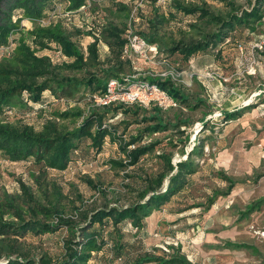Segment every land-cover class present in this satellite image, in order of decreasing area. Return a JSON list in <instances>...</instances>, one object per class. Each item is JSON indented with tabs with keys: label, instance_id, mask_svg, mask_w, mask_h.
Segmentation results:
<instances>
[{
	"label": "rangeland",
	"instance_id": "1",
	"mask_svg": "<svg viewBox=\"0 0 264 264\" xmlns=\"http://www.w3.org/2000/svg\"><path fill=\"white\" fill-rule=\"evenodd\" d=\"M254 3L90 0L84 9L75 11L60 1L45 17L46 25L24 19L16 35L31 45L39 27L60 28L79 43L86 56L89 44L97 40L96 65L77 70L58 68L62 76L84 78L93 73L103 77V70L113 68L120 77L132 79L131 85L143 80L149 83L148 77L171 79L188 99L182 102L150 87L147 95L125 106L131 110H119L113 116L120 104L110 108L97 105L84 86L64 97L46 90L40 102L27 100L24 93L23 102L0 113V122L29 125L36 131L48 122L72 129L92 108L102 113L109 109L104 126H115L122 137L115 141L107 137L99 151L89 140L82 142L64 170L37 163L34 158L13 161L0 151V212L5 218L15 219L12 212L18 209L26 219L45 220L40 205L57 209L48 221L56 222L62 216L75 228L83 226L85 217L97 209L145 202L154 190L165 191L170 176L177 172V163L187 160L200 143L191 154L196 171L188 176L185 187L144 219V229L130 221L120 226L126 243L120 255L111 247L106 232L108 243L94 253L91 262L133 264L138 257L177 254L190 264H264V49L255 46L264 34V17L255 23V29L241 24L189 60L169 51L178 42L209 39L221 27V23L199 16L200 12H184L180 5L203 7L227 19ZM115 26L128 41L137 36L151 48L120 52L116 38L109 36ZM154 38L157 42L147 40ZM37 54L49 56L57 67L69 60L54 43ZM64 111L82 115L60 116ZM226 111L238 114L227 119ZM159 118L167 128L149 132L148 127ZM135 136L140 140L125 150V143ZM150 144L151 150L136 164H126L128 151ZM165 157H170L176 168L158 186L155 179L165 171ZM68 234L65 226L55 232L0 237V263L8 255L42 256L55 263L64 252Z\"/></svg>",
	"mask_w": 264,
	"mask_h": 264
},
{
	"label": "trees",
	"instance_id": "2",
	"mask_svg": "<svg viewBox=\"0 0 264 264\" xmlns=\"http://www.w3.org/2000/svg\"><path fill=\"white\" fill-rule=\"evenodd\" d=\"M60 1L67 2V8L76 11L82 6H87L90 0H0V46L7 44L11 36H14L17 42L12 55L0 57V113L11 107L13 103L23 102L24 93L28 95L27 100L40 102L46 90L64 97L72 96L81 86H84L86 89L88 88L90 97H92L105 91L110 78L118 77L124 80V77H120L119 73L113 68L103 70V77L93 73L84 78L67 77L58 72V68L77 70L88 65H96L98 59L97 40L89 44L88 56L71 35L65 34L60 28L56 27H39L34 31L33 45L27 43L24 39L20 38L19 40L16 34L22 28L24 19L36 21L45 18L52 9H57ZM179 8L188 14L200 12L199 16L221 23V27L211 35V38L188 43L178 42L169 49L171 53L179 52L186 60H189L200 51L207 50L211 44L216 45L218 41H222L227 37L231 30L241 24H246L251 30L255 29V23L261 21L264 17V0H255L250 9H245L241 13H231L227 19L221 15L213 14L203 7L180 5ZM16 14L18 16L14 19ZM109 36L116 38L115 43L119 45L120 52H123L128 39L123 36L121 29L116 26L113 27L109 30ZM147 40L150 43L157 42L155 38ZM51 43H54L57 48H61L69 59L62 63V67L54 65L57 63L53 62L49 56L37 54L39 50L50 48ZM4 61L8 62L5 63ZM147 79L174 99L182 102L187 101V96L181 92L171 79L162 80L161 78L152 77ZM114 104L118 103H112L104 107L110 108ZM125 106L124 104L117 105L114 108L115 113H113V116H116L119 110L124 112L131 110ZM110 111L108 109L102 113L97 111L96 108H92L83 115L82 122L72 129L59 128L55 123L48 122L42 130L36 131L29 125L17 127L0 122V151L4 152L13 161L34 158L37 163L64 170L72 159L73 151L78 149L82 142L89 140L90 145L99 151L107 137L114 141L122 137L121 134H118L115 126H104V118L106 113ZM224 114L227 119H232L238 113L226 111ZM81 115V112L64 111L60 113L62 117ZM167 126L168 124L159 118L157 123L148 127V131L156 132L166 129ZM139 140L140 138L137 136L132 137L125 143V150ZM151 147V144L139 145L128 152L126 151L129 158L126 164H136L143 155L151 150ZM199 147L200 143L196 144L189 153L187 160L177 163V172L170 176L165 191L157 192L154 190V193L145 202H138L129 206L97 209L91 215L85 217L87 222L83 226L75 228L71 221L62 216H59L56 222L48 221L49 218L55 215L57 209L46 206L38 205V210L44 214L45 220L36 217L26 219L18 209H14L12 212L15 219H7L0 212V237L19 238L29 233L55 232L65 226L69 233L68 237L64 239V252L55 263H50L48 259L42 256L37 259L33 256L13 257L8 255L7 260L0 264H93L91 261L94 253L103 250L108 243L106 232L112 242L111 247L120 255L126 245L123 241L120 226L130 221L139 229H144V219L154 209L168 203L175 194L180 192L185 187L188 176L196 171L191 154L193 151H197ZM165 160V171L159 173L155 179L158 186H161L164 178L176 168L170 157H165ZM113 162L120 165L124 164L118 161ZM28 196L32 198L31 195L28 194ZM34 214L36 215V212ZM78 230H80V233H77ZM147 262L190 264L184 257L177 254H172L169 258L165 256L138 257L133 264H145Z\"/></svg>",
	"mask_w": 264,
	"mask_h": 264
},
{
	"label": "built area",
	"instance_id": "3",
	"mask_svg": "<svg viewBox=\"0 0 264 264\" xmlns=\"http://www.w3.org/2000/svg\"><path fill=\"white\" fill-rule=\"evenodd\" d=\"M86 6H82L80 9H84ZM41 25H46L47 21L45 18L38 20ZM17 45L16 39L14 36L9 38V41L5 45L0 46V57H8L12 55L15 46ZM256 48L259 50L264 49V34L261 36V40L256 43ZM135 48L136 50L143 51L147 48H151V45L147 43L144 39L138 38L137 36L131 37L128 43L124 47V52L127 53L129 48ZM133 80L125 78L124 80L113 77L110 78L107 82L105 91L100 94H95L91 98L98 105H109L112 103H119L124 105H131L141 97L147 95V90L150 87H154L159 90L160 88L156 84L147 83L146 80H143L142 84H133ZM161 90V89H160ZM164 94L166 92L164 91Z\"/></svg>",
	"mask_w": 264,
	"mask_h": 264
}]
</instances>
